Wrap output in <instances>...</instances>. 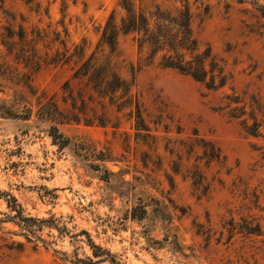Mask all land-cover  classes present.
I'll use <instances>...</instances> for the list:
<instances>
[{
	"label": "rangeland",
	"instance_id": "rangeland-1",
	"mask_svg": "<svg viewBox=\"0 0 264 264\" xmlns=\"http://www.w3.org/2000/svg\"><path fill=\"white\" fill-rule=\"evenodd\" d=\"M153 1L161 3L147 4ZM203 1L209 15L196 18L193 29L201 50L208 45L222 60L230 77L222 89L146 65L131 36L120 35L112 55L99 48L101 60L108 58L132 84L150 135L158 137L154 142L137 132L133 105L120 109L107 98H90L84 83L72 79L73 61H51L56 48L63 51L56 33L70 51L84 42L86 57L97 51L111 12L117 21L122 15L119 0H0V109L20 102L23 111L24 100L32 107L29 120L0 115V191L13 196L25 216L46 221L33 242L17 226L1 224L0 264H91L99 259L87 235L120 264H264V138L247 135L221 109L234 89L247 100L256 96L264 114V20L237 0ZM21 29L39 59L17 57ZM6 42L15 44L12 54ZM26 83L42 104L56 103L62 124L41 119ZM159 108L174 119L170 133L148 123L147 115L153 118ZM51 126L67 146L53 142ZM194 131L217 145L224 165L197 159L200 149L182 162L166 149ZM195 164L211 184L204 195L192 186ZM0 213H7L2 200ZM257 222L262 235L246 234L244 228Z\"/></svg>",
	"mask_w": 264,
	"mask_h": 264
},
{
	"label": "trees",
	"instance_id": "trees-1",
	"mask_svg": "<svg viewBox=\"0 0 264 264\" xmlns=\"http://www.w3.org/2000/svg\"><path fill=\"white\" fill-rule=\"evenodd\" d=\"M32 0H27L30 3ZM160 2L153 1L150 5L147 0H119L118 6L122 11V15L118 21L116 13L113 10L109 15L105 26L102 29L101 36L97 45V51H94L90 56H85V42L81 45L73 44V51L67 48L65 40L60 39V33H56V41L63 47V51L55 49L54 56L51 58L53 64H70L74 63L72 68L73 80H79L84 83L90 93V98L93 94L100 99H108L111 104H115L120 109L134 107V116L136 121V130L138 133L146 132V136L150 137L154 142L158 137L150 135V128L143 117V112L139 105V101L131 95L132 84L121 78L115 71L108 58L101 60L98 56L100 47L107 48L112 55L116 52L118 38L120 35L131 36L136 44L140 56H144L146 65H156L162 70H172L181 75L190 77L196 82L201 83L207 90L217 91L224 88L230 77L225 72L222 60H220L211 50L210 46L206 45L204 50H201V44L195 35L193 22L196 18L200 20L209 15L210 8L203 0H174L170 7H164ZM238 4L249 5L255 12V18L264 20V0H237ZM248 12V9H245ZM64 34L67 36V30L64 29ZM19 49L16 54L21 61H28L32 58L39 59L36 56L35 48H31L29 52L27 39L24 30L19 33ZM39 39L40 36H39ZM13 43L6 42V50L9 54L14 52ZM52 49V48H51ZM103 50V49H102ZM33 61V60H32ZM36 63V62H34ZM37 65V63H36ZM27 79V78H26ZM31 96H35L29 83L23 84ZM65 89H69V81L65 83ZM24 98L23 93H20ZM41 119L50 123L62 124L59 119L61 113L58 110L56 103L51 99L42 104L41 98L35 96ZM72 104L75 105L74 97L69 96ZM124 98V100H122ZM225 102L221 109L226 110V115L232 120H238L243 131L254 138H264L262 130L264 129V114L260 100L256 96H251L248 100L231 89V94L224 97ZM122 100V101H121ZM84 104V100H81ZM24 110L20 111V102L13 104L4 103L0 109V115L5 118L29 120L32 113V107L24 100ZM133 113V111H132ZM148 123H152L156 128L162 127L164 133L172 131L174 119L169 116L162 108L156 111V115H147ZM49 136L53 142L61 139L60 147L68 145L69 140L65 138L56 126L49 128ZM183 133V129L176 126V134ZM193 138L188 137L187 140L181 139L176 144L170 146L167 144L166 149L179 158L182 162L183 156L186 154L189 158L196 153L197 149L201 150V156L197 159H204L207 165L211 163L225 164V157L222 155L217 145L211 141L199 138L197 132H193ZM264 159V152L262 153ZM186 158V161H188ZM192 186L195 191L206 194L211 188L210 182L199 171L197 165H194V170L190 176ZM0 200H2L7 209V213H0V225L3 223H11L17 226L27 242H33L35 238L40 241L37 232L42 229V224L45 220L35 219L24 215V210L18 204L17 200L10 194L0 191ZM52 225H56L55 219H52ZM57 230L60 232L58 226ZM234 225L229 231L232 234ZM244 231L248 235L261 236L262 226L260 223H255L254 226H246ZM88 246L93 249L92 255L99 260L92 262L120 264L116 261L114 255L107 250L97 248L87 235ZM21 246V243H18ZM99 249V250H94Z\"/></svg>",
	"mask_w": 264,
	"mask_h": 264
}]
</instances>
